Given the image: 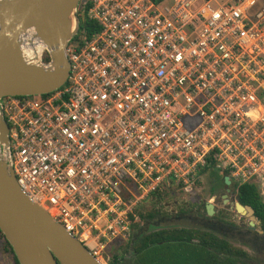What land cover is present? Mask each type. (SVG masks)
Masks as SVG:
<instances>
[{
    "label": "built area",
    "instance_id": "obj_1",
    "mask_svg": "<svg viewBox=\"0 0 264 264\" xmlns=\"http://www.w3.org/2000/svg\"><path fill=\"white\" fill-rule=\"evenodd\" d=\"M77 15L98 30L69 43L65 84L0 99L31 201L105 264L153 194L206 170L264 193V0H80Z\"/></svg>",
    "mask_w": 264,
    "mask_h": 264
},
{
    "label": "water",
    "instance_id": "obj_2",
    "mask_svg": "<svg viewBox=\"0 0 264 264\" xmlns=\"http://www.w3.org/2000/svg\"><path fill=\"white\" fill-rule=\"evenodd\" d=\"M79 2L0 0V99L44 95L65 84L70 72L66 50L80 30ZM45 51L50 56L48 63L43 62ZM9 144V126L0 115V231L19 263L102 264L22 192L10 164ZM224 182L230 192L229 175ZM230 204L238 215L250 219L252 227L262 228L251 206L238 201ZM206 211L212 217L214 204L206 203Z\"/></svg>",
    "mask_w": 264,
    "mask_h": 264
},
{
    "label": "trees",
    "instance_id": "obj_3",
    "mask_svg": "<svg viewBox=\"0 0 264 264\" xmlns=\"http://www.w3.org/2000/svg\"><path fill=\"white\" fill-rule=\"evenodd\" d=\"M151 1L161 3L164 0ZM80 28L87 34L98 30V26L87 17L80 20ZM49 61L50 56L45 51L43 62L48 63ZM204 173H209L211 176L213 183L211 191L213 192L224 187V176L229 175L228 172L221 175L208 170ZM233 190L236 201L254 209L264 231V198L257 186L255 184H244L240 187L234 185ZM168 194L167 191L155 193L149 198L148 203H160ZM138 214L140 220L132 225L135 231L125 252L130 258L128 264H251L250 262H254L250 260L246 251L232 243L233 239L219 224L218 215L208 217L205 203L196 201L189 208L180 207L175 218L179 220L177 224L183 223L182 226L174 225L149 234L145 231V226L139 225L140 222H144L146 226H160L168 218L158 209L146 213L139 210ZM225 224L232 226L228 222ZM4 239L6 251L11 255L15 264H20L5 236ZM124 260V257L115 256L109 264H125Z\"/></svg>",
    "mask_w": 264,
    "mask_h": 264
},
{
    "label": "rangeland",
    "instance_id": "obj_4",
    "mask_svg": "<svg viewBox=\"0 0 264 264\" xmlns=\"http://www.w3.org/2000/svg\"><path fill=\"white\" fill-rule=\"evenodd\" d=\"M212 184L213 183L210 174L206 173L202 176L196 189H194L192 192L185 193L179 191L175 193H169L160 203H146L140 208V211L146 213L153 209H158L160 210V213H162L168 219L165 222H162L160 226H146L144 222H140L139 225L143 227L145 226V231L148 234L163 230L162 228H167L174 225L182 226L183 223L177 224L179 220L175 218L179 213L180 207L189 208V206L198 201L199 203H213L215 208L214 215H218L219 221H222L223 223L228 222L234 226L241 225L246 227L248 221L250 220L247 217L238 215L234 210L231 209L229 204L224 205L220 197L222 189H217V191L213 192L211 191ZM262 195L264 198V193H262ZM231 197V199H235V194H232ZM134 231L135 228H133L132 232L134 233ZM225 232L229 233V231H227L226 229ZM228 235H230V237L233 239L232 243L235 246L240 247L247 252L250 260L257 261L254 264H264V253L262 251H257L256 253L254 250L244 245L242 242L246 239L237 232H230ZM240 240L243 241L240 243ZM129 241L127 242V244L115 243L113 246H111L108 254L105 256V264H109L115 256L124 257L125 260L123 261V263L128 264V259L130 258L125 252L128 247ZM0 264H15L11 255L6 251V242L2 233H0Z\"/></svg>",
    "mask_w": 264,
    "mask_h": 264
},
{
    "label": "flooded vegetation",
    "instance_id": "obj_5",
    "mask_svg": "<svg viewBox=\"0 0 264 264\" xmlns=\"http://www.w3.org/2000/svg\"><path fill=\"white\" fill-rule=\"evenodd\" d=\"M230 188V192L226 191L225 186L222 187V193L220 195L222 202L224 205L229 204L231 207L230 202L232 201H236L235 199H231V195L234 194V190H233V183L231 184ZM217 191V190H216ZM227 195V198L224 197V195ZM235 198V197H234ZM228 200V201H227ZM227 201V202H226ZM206 204V203H205ZM215 215H213L212 217H214ZM209 217V216H208ZM244 217V216H243ZM249 219V218H248ZM250 220V219H249ZM219 224H221L224 229H226L227 231H229V233H239L243 238H245L246 240H240L239 242L243 243L244 245H246L247 247L251 248L252 250H254L256 253L257 251L260 252L262 251L264 253V231L262 230V228H259V225L255 224L254 227H252L250 225V221H248V224L246 227L241 226V225H226L225 223H223L222 221H218ZM262 226V225H261ZM262 231V232H261ZM226 233V232H225ZM227 233V234H229ZM230 236V235H229ZM257 261L254 262H250L251 264H254ZM258 264V263H257Z\"/></svg>",
    "mask_w": 264,
    "mask_h": 264
}]
</instances>
